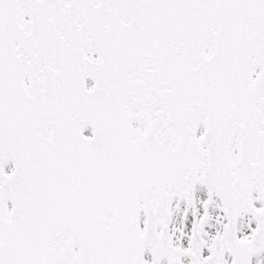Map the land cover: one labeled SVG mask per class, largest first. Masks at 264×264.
<instances>
[{"label": "snow or ice", "instance_id": "1", "mask_svg": "<svg viewBox=\"0 0 264 264\" xmlns=\"http://www.w3.org/2000/svg\"><path fill=\"white\" fill-rule=\"evenodd\" d=\"M0 264H264V0H0Z\"/></svg>", "mask_w": 264, "mask_h": 264}]
</instances>
